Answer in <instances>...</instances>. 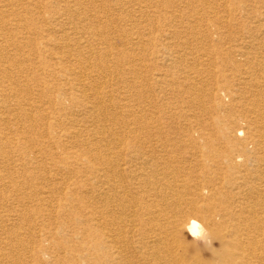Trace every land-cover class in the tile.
<instances>
[{"label":"bare ground","instance_id":"obj_1","mask_svg":"<svg viewBox=\"0 0 264 264\" xmlns=\"http://www.w3.org/2000/svg\"><path fill=\"white\" fill-rule=\"evenodd\" d=\"M139 1L150 7L147 0ZM236 1L245 4L243 0ZM204 2L187 0L186 5L197 7ZM156 4L153 8L157 9L161 21L157 40L165 53L156 57L160 66L157 65L150 76L153 85L149 87V93L154 95L156 90L160 92L168 86L161 68L168 67L173 55L200 53L207 57L198 77L205 74L210 81L208 84L201 78L199 83L185 78V82L173 81L172 84L189 94L186 97L189 104L199 103V100L201 104L200 96H208L213 113L209 121L211 131L195 136L188 131L189 125H183L187 127H176L177 135L170 136L163 131L153 133L126 103L117 109L111 104L110 94L107 98L102 96L104 92L101 91L118 77L112 79V72L113 75L114 72L127 75L128 78L120 77L115 83L118 104H121L119 87L137 81L141 71L131 60L128 64V60L121 59L116 52L112 69L102 61L98 51L91 48L90 40H84L81 45L79 38L73 37L75 30L65 25L63 30L48 27L39 32L47 36L54 32L61 37L64 43L61 46L49 39L42 44L52 47L50 56L54 55L61 66L76 62L74 69L69 65L68 74L80 69L81 75L87 76L73 80L76 98L65 93L72 106H84L82 115L88 120H80L79 126L80 121L71 118L73 131L64 136L71 147L65 150L69 154L72 150L79 152L80 159L69 156L70 162L59 163L55 172L61 179L56 181L55 188L46 184L40 188V183L34 195L24 196L23 184L16 185L11 181L0 185V188L12 189L7 196L9 200L0 190L3 200L0 207V264H24L22 237L27 227L16 222L23 220L26 209L21 210L22 205L38 201L42 206L48 203L49 207L72 209L65 219L71 222L61 227L81 244L79 247L56 245L59 250L69 252L68 256L73 252L67 264H264V13L223 22L213 11V19L206 16L208 24L200 17L193 24L195 28L199 26L198 30L184 24L186 30L182 32L179 26L183 24L176 14L182 1L157 0ZM227 13L234 16L232 9ZM11 15L16 18L17 12ZM48 20L50 24L55 23L54 19ZM203 25L205 28L200 30ZM4 26L8 29L9 24ZM16 28L14 31L23 28L18 20ZM193 42L195 45H190ZM138 44L143 49L144 42L139 40ZM2 47L0 56L8 49L5 45ZM111 54L102 56L108 58ZM88 58L92 62H88ZM5 70L0 68V75ZM86 81L89 82L87 85ZM172 92L166 90L165 94ZM131 93L135 94L134 91ZM103 106L113 107L118 112L109 113ZM59 111L63 109L59 108ZM150 114L145 111L144 117ZM26 120L31 122L29 117ZM166 120L163 116V122ZM11 122L7 116L1 118L0 130ZM112 124L124 134L129 129L128 124L134 125L131 134L137 135L114 136ZM50 138L53 140L54 137ZM14 144L12 138L3 137L0 131V160L8 157L2 152ZM20 158L24 159L22 154ZM28 161L38 163L37 158ZM13 163L0 168L4 173L18 169ZM81 165L84 170L79 169ZM198 168L200 172H197ZM63 172L71 173L69 176H74L72 179L75 180L66 183ZM24 185L27 189L31 187L26 178ZM17 186L22 189H14ZM52 191L58 194V199L52 196ZM23 197L31 198L24 201ZM191 219H200L198 222L206 228L205 241L193 240L185 231ZM60 240L58 233L38 235L30 243L31 249L25 250L29 262L46 264L41 256L48 254L50 247Z\"/></svg>","mask_w":264,"mask_h":264},{"label":"rangeland","instance_id":"obj_2","mask_svg":"<svg viewBox=\"0 0 264 264\" xmlns=\"http://www.w3.org/2000/svg\"><path fill=\"white\" fill-rule=\"evenodd\" d=\"M147 1L150 7L143 5L142 2L139 3V0H0V46L5 45L8 48L0 56L2 61L0 68H6L3 75H0V119H4L7 116L13 121L8 126L1 128L0 131L3 137L12 138L15 143L2 152L4 155L7 153L8 159L0 160V167L11 162H14L13 164L18 167V169L6 173L0 168V185L15 181L16 185L23 184L22 188L24 194H26L24 196L34 195L40 183V188L45 186V184L49 188L57 186L56 181L61 179V175L57 174L55 169L59 166V163L62 161L70 162V157L80 159L77 154L79 152L72 150L70 154L67 153L65 149L70 145L64 136L68 132L71 133L73 131L70 123L71 118L79 122L80 120H88V117L82 115L84 106L81 104L72 106L71 102L67 100L66 93L75 97L77 92L74 89L73 80L77 78L84 79L87 76L84 75L85 73L81 75L80 69L75 70L72 75L68 74L67 71L70 66L74 69L76 62L70 61L69 64L61 66L54 59V55L50 56L53 53V49L50 46L45 47L46 43L43 45V42L48 39L51 41L55 40L54 43L57 46H61L64 43L61 37L54 32L48 33V36L39 33L47 30L48 27L63 30L67 26L74 29L75 35L73 37L79 38L81 45H83L84 40H90L91 48L96 49L101 55L102 61L112 69V64L116 58L115 53L119 52L121 59L128 60V64L131 60L132 65L137 70H141L137 81L130 83L129 86L127 85L128 87L118 86L119 90L122 91V96H120L121 104H118L120 100L119 95L115 92L117 89L115 83L120 77L128 78L127 75L123 76L115 72V75H113L112 72L111 78L118 76L117 79L110 82L104 91L101 92H104L102 96L105 98L109 97V94L111 95V104H115L117 109L126 103L131 112H135L139 117L143 118V122L152 128L153 133L163 131V134L177 135L176 127L178 129L187 127L183 125H189L190 128L187 127L188 131L195 136L198 133L206 134L211 131L209 121L213 118V113L208 96H200L201 102H203L201 104L200 100L199 103L189 104V98L186 101V97L189 94L181 92L178 87L172 84L173 81L185 82V78H191L198 83L201 78V80L205 81H203L204 84H208L210 81L205 78V74H201L198 77L199 73L204 70L202 63L206 62L207 57L200 53L195 54V56L173 55L174 57L170 58L172 61L167 65L168 67L161 68L164 78L168 81V86H164L160 92L156 90L154 95L149 93V87L153 85L150 76L154 74L155 67L157 65L160 66L159 60L158 62L156 61V57L165 52L162 51L164 49H162L157 40L158 36H160L159 31L161 28V21L157 17V9L153 8L157 5V0ZM181 1L182 8L180 7L176 14L178 20L180 19L183 24L179 26V30H182V32L186 30L183 27L184 24L192 25V28H195L193 24L196 21L198 22L200 17L204 18L202 22L208 24L206 16L213 19V11L217 12V17L223 22H229L235 18L243 19L247 15L257 16L264 13V0H243L245 1L243 5L238 4L239 2L236 0H201L205 2L197 7L186 5L187 0ZM231 9L234 11L233 17L227 13ZM142 10L144 11L142 12ZM12 12H17L16 18L11 15ZM48 19H54L55 23L50 24ZM15 20L16 22H14ZM17 20L23 28L14 31L17 29ZM6 24H9L8 29L4 26ZM221 24L223 31H226L225 25ZM63 25L65 26L63 27ZM198 28L199 26L195 30H198ZM203 28H205L204 25L200 27V30ZM138 39L144 42L143 49L142 45L138 44ZM3 41L7 43H3ZM190 45H195V42ZM37 48L40 49V52L37 51ZM44 49L47 53L44 52ZM110 52L112 54L108 58L107 56H102L104 53L109 54ZM199 58L202 60H199ZM88 62H92V60L88 58ZM143 65L146 67V71ZM195 66L197 67L195 68ZM127 67L126 65L125 68ZM188 73L190 74L188 75ZM111 78L107 79L111 80ZM88 83L86 81L85 85ZM138 88L139 90H136ZM131 89L132 91H130ZM166 90L173 92L165 94ZM178 90L179 93L177 94ZM133 91L135 94L131 93ZM88 94H90V91H88ZM61 102L63 106L59 107ZM59 108H62L63 111H59ZM102 108L109 113H112V111L113 113L118 112L113 107L107 108V106H103ZM145 111L151 114L144 117ZM161 114L162 116L159 117ZM163 116L167 118L164 122ZM19 117H22L21 120ZM26 117H29L31 122H27ZM81 123L80 121L79 126H81ZM128 125L129 129H126V134L120 132L114 124L111 125V131L117 137L136 136L137 134H131L134 125ZM50 136L54 137L53 140L49 139ZM55 141H58L59 144L56 145ZM21 154L24 159L20 158ZM36 158L37 164L34 162L31 164L28 161V159L31 161ZM22 163L24 166L20 167ZM83 163H85L84 160ZM62 166L65 165L62 164ZM79 169L84 170L82 165ZM197 172H200V168L197 169ZM70 174L63 172L62 178L67 180L66 183L75 180L72 179L74 176H69ZM25 178L31 185L29 189L25 188ZM22 188L17 186L14 189ZM0 190L4 193V197L10 196V192H12L11 188H0ZM51 193L54 198H59L55 191ZM14 194L16 195L17 193ZM26 198L23 197L22 199L25 201L31 197ZM9 199L7 197L6 200ZM2 204L3 200L0 199V207ZM24 205L21 208V210L26 209H24L23 220L16 222L27 227L26 233L22 237L24 239V249L21 252L24 255V264H33L29 262V255L25 251L31 249L30 245L33 240L38 235L44 234V236H48L53 233H58L61 236V240L53 247L48 242L47 245L51 246V250L48 254L41 256L42 260L46 264H67V259L73 252H70L68 256L69 252L59 250L56 245H74L79 247L81 244L79 239L72 238L70 233L67 235V232L63 231L67 229L61 227L71 222L70 220L66 221V216L72 209L65 211L59 206L56 208V205L49 207L48 203H44V206H42L41 201L29 202L27 206ZM200 205L202 204L198 206ZM1 211L2 209H0Z\"/></svg>","mask_w":264,"mask_h":264},{"label":"clouds","instance_id":"obj_3","mask_svg":"<svg viewBox=\"0 0 264 264\" xmlns=\"http://www.w3.org/2000/svg\"><path fill=\"white\" fill-rule=\"evenodd\" d=\"M185 231H187L193 240H197L200 242L205 241L207 237L206 228L198 222L196 219H191L187 225L185 226Z\"/></svg>","mask_w":264,"mask_h":264}]
</instances>
